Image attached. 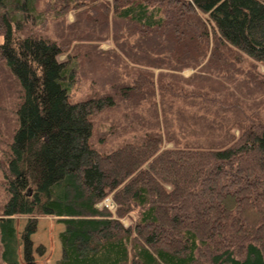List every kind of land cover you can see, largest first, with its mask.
I'll return each instance as SVG.
<instances>
[{"label": "trees", "instance_id": "16d2710c", "mask_svg": "<svg viewBox=\"0 0 264 264\" xmlns=\"http://www.w3.org/2000/svg\"><path fill=\"white\" fill-rule=\"evenodd\" d=\"M0 37V264H37L40 216L59 264H264V100L228 116L264 95V0H0Z\"/></svg>", "mask_w": 264, "mask_h": 264}, {"label": "rangeland", "instance_id": "374dc122", "mask_svg": "<svg viewBox=\"0 0 264 264\" xmlns=\"http://www.w3.org/2000/svg\"><path fill=\"white\" fill-rule=\"evenodd\" d=\"M69 19L72 21L74 20L73 13L69 14ZM2 41H3V38L0 37V43ZM102 47L105 49L114 47V49H116L115 45L111 41L103 42ZM89 48H91V47H89ZM88 50H90V52L93 54L92 57H93V60L95 63L93 62L90 65L89 62H87V64L82 66V69H84V71H85V74H83V76L85 78V81H84L85 84L81 83L80 85H78V89H76V91H75L76 96H79V97H81V96L83 97V96H86L88 94L89 95L95 94L96 96H98V90L100 92L103 90L101 88L91 87L92 81L89 78L90 73L88 71H92V69L95 68L94 70H96L95 72H97L98 71V61L100 62V60L98 59V55H96V53L94 54L93 49H88ZM61 58L64 59L65 56H62ZM258 67H259V70L262 73H264V65L259 64ZM121 68H122V66L119 65L118 70H120ZM192 71L193 70H191V69L186 70L184 72V74L190 75ZM112 72H113V75H117L116 71L113 70ZM110 75L112 77L111 73H110ZM114 77L115 78L112 77V81H113V83H117L118 78H116V76H114ZM90 90H92V91H90ZM255 98L256 99H254L252 101L251 100L250 101L244 100V102L246 103L247 106H249V108L251 106L256 107L254 103L257 101H260V100H264V95L262 96V94H260ZM246 105H245L244 109L241 108L242 112L239 109L238 113H236L234 115L229 114L228 116H233L235 118H240V119L246 118L247 117L246 110L248 112H251L253 109H255V108H252V109L248 108L247 109ZM122 112L123 111L121 110V113H118L117 116L122 115ZM115 115L116 114H114L113 112H106V115H104V116H106L107 120H108L112 116L116 117ZM1 120L3 121L2 124L6 125L9 122V117L8 118L1 117ZM101 120H102V118L98 119V115L95 117V123H97V125H98V122ZM111 126H112L111 124L105 123V124L100 125V127H99V130L105 131L106 136L108 137L107 138V140H108L107 144L103 145V150H110V149H114L116 147H119V145H121V143L123 142V140L125 138L128 139L130 136L135 134V132H129V133H126V131L120 132V133H117V135L114 137V140H112V139H110L109 136L115 134L114 133L115 130L113 132H111V130H113L111 128ZM109 128H111V129H109ZM96 132H98V129L96 130ZM170 146H171V144H170ZM4 200H5V194L2 191V187H1L0 188V202L3 203ZM111 200H112V198H111ZM103 204H104V202H103ZM107 204L109 206H111L109 202ZM113 211H115V209H113ZM135 218H136V215L132 214L131 219L129 217H125L122 219V221L124 222V224L129 225L132 223V220H135ZM27 221H28V217H26V216H16L15 217V225H16V229H17L19 237L21 236V233L23 232V230L27 224ZM63 230H64V225L62 223L58 222L57 218L48 217V216L38 217V229L31 236V238L34 242L35 258H36L37 264H59V260L62 257V247H61L59 235ZM40 246H43L45 248V251L43 254H39L36 251ZM19 257H20V260L23 262V246L22 245L19 248Z\"/></svg>", "mask_w": 264, "mask_h": 264}, {"label": "built area", "instance_id": "2783aa9c", "mask_svg": "<svg viewBox=\"0 0 264 264\" xmlns=\"http://www.w3.org/2000/svg\"><path fill=\"white\" fill-rule=\"evenodd\" d=\"M110 203L111 206H109L107 203ZM104 204L109 207L110 209H115L116 208V204L114 203L113 200H111V197H108L105 201H104Z\"/></svg>", "mask_w": 264, "mask_h": 264}]
</instances>
